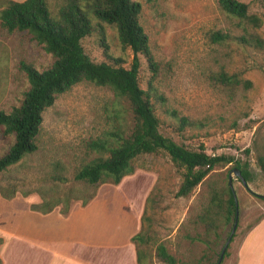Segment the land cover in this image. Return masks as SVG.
<instances>
[{
	"label": "rangeland",
	"instance_id": "rangeland-1",
	"mask_svg": "<svg viewBox=\"0 0 264 264\" xmlns=\"http://www.w3.org/2000/svg\"><path fill=\"white\" fill-rule=\"evenodd\" d=\"M136 1L141 3L139 20L150 50L161 67L154 82L158 93L165 97L163 104L154 101L160 132L190 149L202 143L209 154L248 161L253 172L248 188L234 175L231 163L220 164L189 195L178 197L175 193L182 170L161 151L138 156L133 173L118 184L104 183L96 189L76 185L83 193L94 190L95 194L85 206L72 201L67 214L74 207L78 209L68 220L56 215L26 214V209L38 212L31 205L42 198L76 184L74 167L94 156L86 149L87 141L106 135L112 126L118 109L113 92L82 81L58 94L43 112L37 150L0 172L1 264L2 258L4 264H46L50 260L47 252L53 249L79 259L80 253H87L97 264H118L119 253L125 252L124 246L131 244V236L139 231L150 239L149 244L139 245L145 249L146 264H167L156 255L160 243L177 263L216 264L233 220L225 221L221 214L211 215L215 227L207 232L208 220L201 219V215L215 192L219 199H225L229 175L238 203V222L220 264H235L240 237L264 214L262 210L245 214L246 206L264 205V198L259 196L264 195V173L256 164L258 152H264V44L257 48L238 40L240 35L250 33L264 43V3L244 0L249 2L248 13L262 20L259 28H253L222 11L217 0ZM48 3L55 14L60 0ZM2 5L0 0V9ZM104 28L109 52L129 67L132 52L121 47L113 27L105 24ZM216 32L231 36L215 42L212 35ZM99 39L95 29L82 41L85 52L95 62L104 59ZM52 60L27 31L7 32L0 26V109L10 111L28 87L20 61L41 70ZM221 72L247 79L252 85L231 89L219 80ZM149 76L141 57L142 88H146ZM122 104L127 108L126 103ZM168 110L201 126L176 131V120ZM123 116L131 126L129 112ZM12 143L13 135L4 134L0 126V156ZM56 163L61 164L62 173L68 178L65 184L51 178ZM52 211L61 213L58 206Z\"/></svg>",
	"mask_w": 264,
	"mask_h": 264
},
{
	"label": "trees",
	"instance_id": "trees-1",
	"mask_svg": "<svg viewBox=\"0 0 264 264\" xmlns=\"http://www.w3.org/2000/svg\"><path fill=\"white\" fill-rule=\"evenodd\" d=\"M1 1L3 5L0 9V26L7 32L27 31L34 40L43 45L53 60L41 70L31 63L20 61L19 67L26 75L28 87L19 103L10 111L0 109V126L3 127L4 134L13 135V143L0 156V172L37 150L43 112L54 103L58 94L75 84L88 81L109 88L118 106L117 114H114L112 126L106 135L87 141L86 149L93 152L94 156L74 167L73 180L76 184L67 185L61 191L42 198L39 203L31 205L32 210L46 214L58 206L60 212L66 215L72 201L78 200L85 206L95 194L94 190L89 194L83 193L76 185L96 189L104 183L118 184L122 178L133 173L134 161L138 156L161 151L182 170V179L175 193L178 197L189 195L210 171L220 164L231 163L246 181H251L253 172L248 161L241 162L232 155L209 154L202 143L196 149H190L160 132V119L155 112L154 101L163 104L165 97L158 93L154 82L161 67L154 59L148 37L139 20V1L60 0L55 14L51 12L48 0ZM257 1L264 3V0ZM217 4L222 11L237 17L240 23L253 28H259L262 23L259 16L248 13L249 2L217 0ZM105 24L116 30L121 47L132 52L129 67L124 65L122 58L109 52ZM95 29L99 33V45L103 48L104 59L100 62H95L89 57L82 43ZM230 36L227 32H216L213 33L212 39L215 42H223ZM238 40L241 44L254 45L257 48H262L264 44L258 35L250 33L240 35ZM141 57L145 59L150 72L146 88H142L139 83ZM218 78L231 89L239 86L248 88L252 85L251 81L227 72H221ZM122 103H126L127 108ZM127 112L132 118L131 126L123 116ZM167 112L176 120V131L188 126H201L187 117L179 116L175 111ZM249 152V148L245 149L246 155ZM256 164L264 173V152H258ZM62 170L61 164L56 163L51 178L65 184L68 178ZM224 191L227 193L225 199H219L218 193L215 192L201 215V219L208 220L207 232L211 230L210 227H215V218L211 215L221 214L225 221L234 222V190L228 184ZM259 196L264 198V195ZM130 240L135 246L136 264H146L145 249L139 245L149 244V237L139 231ZM156 255L167 264H187L177 263L175 257L161 243L156 246ZM226 255L225 250L223 257Z\"/></svg>",
	"mask_w": 264,
	"mask_h": 264
},
{
	"label": "crops",
	"instance_id": "crops-1",
	"mask_svg": "<svg viewBox=\"0 0 264 264\" xmlns=\"http://www.w3.org/2000/svg\"><path fill=\"white\" fill-rule=\"evenodd\" d=\"M14 1H23V0H14ZM77 209L74 207L67 215H62L61 213L55 211L46 214L40 212H34L28 209H26L25 211H27L26 214L31 215V217L38 215H41V217L44 216L46 217L47 215H52V216L56 215L58 219L68 220L73 216L74 212ZM80 210H84V209H80ZM260 210L264 211V205H249L246 206L245 214L247 216L250 214V211L254 212ZM246 220L247 217L244 218V222H246ZM129 242H131V240ZM40 244L41 243L39 242V246ZM124 248H125V252L119 253L118 264H136V254H135L134 244L128 243L126 246H124ZM47 253H48V258L50 260L46 264H97L94 261V257L87 255V253L86 255H84V253L83 255L82 253H80V255L82 256L81 259H79L76 255L75 256H70L69 254L61 255L60 252L57 251L56 249H53L51 252L48 251ZM128 256L130 257L127 258ZM60 257H62L63 259ZM57 259L58 261L56 262ZM2 264H4L3 258H2ZM102 264H107V263L104 262ZM235 264H264V214L260 216L257 220H255L243 232L242 236L240 237V241L235 249Z\"/></svg>",
	"mask_w": 264,
	"mask_h": 264
},
{
	"label": "water",
	"instance_id": "water-1",
	"mask_svg": "<svg viewBox=\"0 0 264 264\" xmlns=\"http://www.w3.org/2000/svg\"><path fill=\"white\" fill-rule=\"evenodd\" d=\"M233 173L234 175H236L240 181L242 182V184L245 186V188H248V185H247V181L242 177L240 171L236 168H233ZM228 182H229V186L232 188V176L229 175V178H228ZM234 201H235V205H236V212H235V218H234V222H233V225H232V228H231V231H230V234L229 236L227 237L221 251H220V254H219V257H218V260L216 262V264H220L222 259H223V255H224V252L229 244V242L231 241V238H232V235L236 229V225H237V222H238V203H237V199H236V194L234 192Z\"/></svg>",
	"mask_w": 264,
	"mask_h": 264
}]
</instances>
